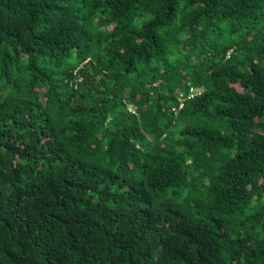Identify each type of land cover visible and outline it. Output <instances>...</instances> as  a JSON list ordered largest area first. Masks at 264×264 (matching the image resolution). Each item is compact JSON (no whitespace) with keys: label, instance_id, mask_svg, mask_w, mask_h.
Returning <instances> with one entry per match:
<instances>
[{"label":"trees","instance_id":"obj_1","mask_svg":"<svg viewBox=\"0 0 264 264\" xmlns=\"http://www.w3.org/2000/svg\"><path fill=\"white\" fill-rule=\"evenodd\" d=\"M0 264H264V0H0Z\"/></svg>","mask_w":264,"mask_h":264},{"label":"built area","instance_id":"obj_2","mask_svg":"<svg viewBox=\"0 0 264 264\" xmlns=\"http://www.w3.org/2000/svg\"><path fill=\"white\" fill-rule=\"evenodd\" d=\"M200 89H194V88H189L188 90V93L186 95H183L182 93L178 94V101H179V104L178 106H174L172 107V111L173 112H176L178 109H180L182 107V103L187 100V99H190L192 98L195 94H199L200 93ZM127 110L130 112V113H135V111L133 110V108L131 106H128L127 107Z\"/></svg>","mask_w":264,"mask_h":264},{"label":"rangeland","instance_id":"obj_3","mask_svg":"<svg viewBox=\"0 0 264 264\" xmlns=\"http://www.w3.org/2000/svg\"><path fill=\"white\" fill-rule=\"evenodd\" d=\"M209 124H210V126L216 128V129H218V130L221 131V132H224V133H226V134L229 133V130H228L227 126L225 125V123L223 122V120H220V121L218 122V124H212L211 122H209Z\"/></svg>","mask_w":264,"mask_h":264}]
</instances>
